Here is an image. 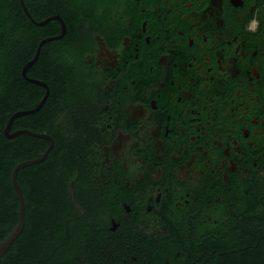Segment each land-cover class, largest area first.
Masks as SVG:
<instances>
[{
    "label": "flooded vegetation",
    "instance_id": "1",
    "mask_svg": "<svg viewBox=\"0 0 264 264\" xmlns=\"http://www.w3.org/2000/svg\"><path fill=\"white\" fill-rule=\"evenodd\" d=\"M13 180L41 264H264V0H0Z\"/></svg>",
    "mask_w": 264,
    "mask_h": 264
},
{
    "label": "trees",
    "instance_id": "2",
    "mask_svg": "<svg viewBox=\"0 0 264 264\" xmlns=\"http://www.w3.org/2000/svg\"><path fill=\"white\" fill-rule=\"evenodd\" d=\"M85 6L79 4V7ZM16 209H13L15 213ZM11 225H0V241L7 235V232ZM31 240V239H30ZM36 238L30 241L28 247L24 246L23 240L19 239L14 242L16 245L17 253L15 255L10 254L9 250H7L4 255L0 258V264H41L40 255L37 249L35 248ZM28 251V260H25L24 254Z\"/></svg>",
    "mask_w": 264,
    "mask_h": 264
},
{
    "label": "water",
    "instance_id": "3",
    "mask_svg": "<svg viewBox=\"0 0 264 264\" xmlns=\"http://www.w3.org/2000/svg\"><path fill=\"white\" fill-rule=\"evenodd\" d=\"M22 167V166H21ZM13 186L15 190V194L19 201V208H18V223L16 226L10 231L1 241H0V258L4 255V253L9 249L10 245L15 241V239L19 236L22 231L23 223H24V216H23V204H22V197L19 188L15 180H13Z\"/></svg>",
    "mask_w": 264,
    "mask_h": 264
},
{
    "label": "clouds",
    "instance_id": "4",
    "mask_svg": "<svg viewBox=\"0 0 264 264\" xmlns=\"http://www.w3.org/2000/svg\"><path fill=\"white\" fill-rule=\"evenodd\" d=\"M249 27H250L252 30H255V27H256V21L253 20L252 23L249 25Z\"/></svg>",
    "mask_w": 264,
    "mask_h": 264
}]
</instances>
